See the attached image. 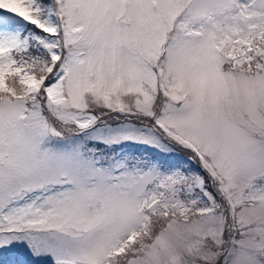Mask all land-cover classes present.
<instances>
[{"label":"snow or ice","instance_id":"6c2138e0","mask_svg":"<svg viewBox=\"0 0 264 264\" xmlns=\"http://www.w3.org/2000/svg\"><path fill=\"white\" fill-rule=\"evenodd\" d=\"M0 264H264V0H0Z\"/></svg>","mask_w":264,"mask_h":264}]
</instances>
